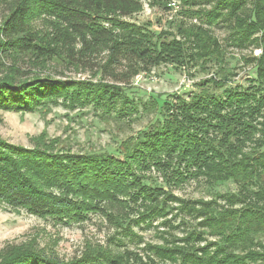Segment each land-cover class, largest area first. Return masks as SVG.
Listing matches in <instances>:
<instances>
[{"label": "trees", "instance_id": "obj_1", "mask_svg": "<svg viewBox=\"0 0 264 264\" xmlns=\"http://www.w3.org/2000/svg\"><path fill=\"white\" fill-rule=\"evenodd\" d=\"M179 2L183 14L200 24L178 20L179 39L169 40L152 32L150 24L122 19L135 11V0L0 2V110L43 113L61 103L89 107L100 119L120 122L139 109L152 112L159 106L156 100L139 106L118 83L129 84L137 73L167 62L182 67L187 48L190 61L217 67L198 92L163 100L159 122L121 142V158L56 149L57 140L48 141L44 133L32 147L0 137V208L64 224L100 213L133 243L140 238L134 227L145 229L163 219L166 225L169 211L176 209L196 224L179 242L170 227L162 230L160 244L147 246L153 258L164 264H264V0ZM220 17L230 26V47L260 50L248 60L255 76L246 85L234 84L225 50L203 27ZM97 54L105 55L100 73L117 84L36 72L60 57L72 63ZM150 172L164 185L151 180ZM189 180H201L210 190L232 184L234 190L212 191L210 199L171 194L172 187ZM174 202L179 208L169 206ZM91 249L65 263L28 247H11L0 264H157L129 252Z\"/></svg>", "mask_w": 264, "mask_h": 264}, {"label": "rangeland", "instance_id": "obj_2", "mask_svg": "<svg viewBox=\"0 0 264 264\" xmlns=\"http://www.w3.org/2000/svg\"><path fill=\"white\" fill-rule=\"evenodd\" d=\"M5 1L0 0L1 4ZM135 1L137 2L135 11L122 19L137 25L150 24V30L155 34H165L166 40L174 37L179 39L174 25L178 20H181L183 24H200L198 20L188 18L183 14L186 9L181 7L179 0ZM2 8L3 6L0 5V9ZM194 8L208 9V7L197 6ZM222 18L224 17H220L211 27L205 25L203 27L209 30L225 50L226 64L236 73L234 84L246 85L248 84L247 79L255 76L254 66L248 60L252 55L257 56L260 50L230 47V26ZM191 52L192 50L188 48L185 51V63L182 67L167 62L149 71L137 73L130 79L129 84L118 83L119 86H126V94L130 99L138 102L139 106L144 103H154L156 100L159 107L155 106L156 109L154 108L152 112L139 109L137 114L120 118V122H107L108 119H100L96 111L89 107L86 109L70 108L61 103L51 106L43 113L0 110V137L12 144L32 147L35 138L44 133L48 141L57 140L56 149L78 153H107L121 158L119 150L121 142L139 132L149 130L159 122L163 100H176L178 96L187 98L198 92L204 86L205 80L215 73L217 67L210 62L201 64L200 61L197 63L190 61L189 59L193 57L192 54L190 55ZM104 57V54L92 57L80 56V61L73 59L72 63L67 62L66 57L63 59L60 57L45 64L43 69L36 70V72L58 79L92 81L93 83L101 80L117 84L107 73H100L99 69L104 64ZM150 176L151 180H156V184L164 185L159 174L150 172ZM163 189L168 190L166 186ZM227 190H234V186L225 184L210 190L201 180H189L182 186L172 187L171 194L183 200L210 199L212 191ZM169 206L179 208L175 202L170 203ZM137 210L141 209L137 208ZM129 211L131 210L125 213ZM183 214L176 209H171L166 217L169 220L166 225L161 224L165 220L163 219L150 224L145 229L134 227V232H137L140 238H136L133 243L128 237H122L121 229L116 231L109 220L100 213H91L82 222L64 224L54 223L50 219H44L25 211L17 213L0 208V260L1 255L11 247H28L70 263L82 258L85 252L92 248L91 251L106 249L112 254L129 252L136 254L143 262H149L151 258L153 261L156 260L157 264H164L158 258L152 257L147 246L160 244L161 241L157 235L167 227H170L174 240L178 241L183 238L184 232L196 224L195 220ZM165 263L173 264L169 261Z\"/></svg>", "mask_w": 264, "mask_h": 264}]
</instances>
